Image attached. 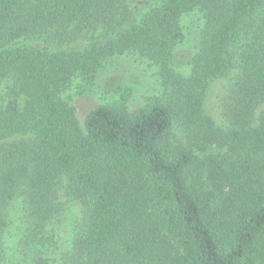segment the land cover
Masks as SVG:
<instances>
[{
	"label": "trees",
	"instance_id": "16d2710c",
	"mask_svg": "<svg viewBox=\"0 0 264 264\" xmlns=\"http://www.w3.org/2000/svg\"><path fill=\"white\" fill-rule=\"evenodd\" d=\"M193 11L203 25L184 74L174 56ZM87 33L84 48L29 43ZM131 54L162 96L99 104L82 126L74 82ZM220 77L223 126L206 108ZM58 261L264 264V0H160L141 14L127 0H0V264Z\"/></svg>",
	"mask_w": 264,
	"mask_h": 264
},
{
	"label": "rangeland",
	"instance_id": "374dc122",
	"mask_svg": "<svg viewBox=\"0 0 264 264\" xmlns=\"http://www.w3.org/2000/svg\"><path fill=\"white\" fill-rule=\"evenodd\" d=\"M159 1L127 0L131 9L138 12V14L145 12L151 5ZM182 25L184 40L175 51L174 67L178 72L186 74L191 69L189 60L198 49V36L203 25L201 13L193 11L186 14L182 19ZM90 37L91 34L87 33L77 41L60 47H54L43 39H35L29 41V43L50 50L62 47L84 48L90 43ZM227 82L228 78L226 77L214 80L206 99L207 110L222 126L225 122L220 108V98ZM162 93L155 67L148 60L131 54L114 57L106 62L94 85L83 88L81 82L76 80L68 92V100L75 108L80 124L84 126V120L88 112L99 104L118 108L124 107L128 111H132L143 106L146 102L162 96ZM79 215V206L71 205L67 208L61 229H58L62 245H67ZM17 223V221L14 222V225L17 226ZM14 225L12 224L10 227L12 233H16ZM12 237L14 238V235ZM57 264L62 263L58 261Z\"/></svg>",
	"mask_w": 264,
	"mask_h": 264
}]
</instances>
